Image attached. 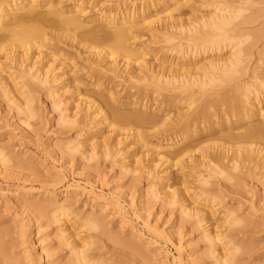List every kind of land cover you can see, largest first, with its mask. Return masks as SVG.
<instances>
[{"label":"rangeland","instance_id":"rangeland-1","mask_svg":"<svg viewBox=\"0 0 264 264\" xmlns=\"http://www.w3.org/2000/svg\"><path fill=\"white\" fill-rule=\"evenodd\" d=\"M57 1L71 10L73 0ZM85 1V23L102 12L134 16L128 58L90 55L96 48L87 40L91 24L68 34L48 31L62 39L66 53L43 61L64 73L62 81L80 68L86 94L66 87L51 96L48 86L25 75L26 65L6 58L8 46L0 52V78L9 79L7 88L0 82V264H77L79 251L85 264H216L210 252L227 264H264V158L233 159L241 148L264 151V140H240L264 106L234 130L221 125L227 106L210 103V86L191 87L190 96L172 85L137 94L152 72L189 78L238 50L242 67L216 89L248 83L257 67L264 68V0L248 1L241 13L232 10V39L225 42L214 41L209 28L214 0H166L151 7L156 0ZM98 50L101 58L109 52L101 45L93 52ZM109 93L116 110L99 111L91 97ZM132 100L154 111L150 124L119 120L133 112L125 104ZM181 122L190 130L178 137L172 130ZM206 232L220 237L217 246L211 247Z\"/></svg>","mask_w":264,"mask_h":264},{"label":"bare ground","instance_id":"bare-ground-1","mask_svg":"<svg viewBox=\"0 0 264 264\" xmlns=\"http://www.w3.org/2000/svg\"><path fill=\"white\" fill-rule=\"evenodd\" d=\"M42 1L43 2H41V0H0V52L3 51V47L8 46L9 51L6 58H9L19 66L26 65L27 69L23 70L25 75H29L32 80H35L37 82L36 86H48L47 88L51 96L58 94L61 89L66 87L75 88L80 95L86 94L87 92L85 91V78L79 75V72H81L80 68L75 69L73 71V75L67 81H62L60 77L64 73H57L58 68H54L53 65H49V61H43V58H46L49 55L55 56V54H60L63 56L64 53H66L65 51L62 52L63 50L60 46L62 39L60 37L49 36L48 31L53 29H61L64 31L63 33L68 34L69 32H77L78 30L80 31L84 29V24H91L92 39L87 40L90 44H94L92 46H96V48L93 50L96 51L97 45H101L103 47H107L109 52H106L102 58L101 56H103V50H98L97 52H93V50H91L89 51L90 55L92 54L97 56L101 60L105 58L111 59L113 55L118 53L125 56V58L133 55V51L130 50L129 53L126 51V43L132 37L131 31L134 26L131 25V23L134 21V16L121 15L119 17L112 12H109L108 14L102 12L98 17L90 18L85 23L83 20V16H85L87 11V9L83 8V4L86 2L85 0H73L70 11H63V8H60L59 6L60 2L57 0ZM165 1L166 0H156L154 2H148L149 4L147 6L149 7L150 5L151 7L155 5H163L166 3ZM248 1L250 0L213 1L214 3L211 5L215 6L216 13L210 19L209 28L210 31L216 35H214V41L217 39L216 42L218 40L225 42L232 39L231 35L228 33L230 32L229 30L232 25V21L235 19V16H233L234 12L232 10L236 9L235 11H242L241 6L248 3ZM25 4L27 5V8H22ZM219 6L221 7L218 8ZM43 8L46 9L43 11L40 10ZM235 15L237 17V14ZM117 24H120L121 26L117 27ZM51 41H54V43L50 46L48 44ZM99 41L103 42L99 43ZM43 46L46 48L45 51L41 50ZM242 51L238 50L235 56L231 55V57L227 60L216 61L207 65L203 69L202 73L197 72L195 74H190L189 78H187L183 73L177 71H174L173 73L171 72L169 75L152 72L150 77L151 82L144 87L141 86L137 90V94L140 96H146V93H148L150 90L159 92L162 89H166V85H172V88L177 89V91H184L187 93L186 95L190 96L191 93L189 92V88L198 87L200 90H203V88L210 86L212 87L211 91H209L210 94H208L209 92L207 93L208 97L210 98L209 101H211L210 103L212 104L213 102V104L216 103L220 105L222 104L221 106H227V111L222 114V121L220 120L221 125H228V128L236 130L238 127L248 124L254 117L256 110L261 113L262 109L260 106H264V93L261 95L259 94L258 90L260 88L264 89V68L257 67L252 73L251 80L246 84H238L237 86H231L230 88H226L225 85V88H222L221 90L216 89L219 84L222 86L223 84H226L232 80L235 75H237V69L239 70L241 64L243 65ZM131 53L132 55H129ZM52 62L54 63L55 60ZM63 62H65L64 58L60 60V63ZM107 63H109V61H107ZM36 64H38V67H35ZM31 71H33V73H31ZM109 71L115 72L112 68H110ZM16 78H19V75ZM144 79L145 78L138 77V81ZM8 80L9 79L6 78H0V82L5 85L6 88L8 87ZM165 86L166 88H164ZM220 86L218 88H220ZM97 89H101V87L98 86ZM108 96L109 97L105 98L103 94H97L96 96L91 97V102L93 104L95 103L94 105H98L99 111H102V109L105 107L109 108V106L114 107V110H116L115 106L118 104V102L111 101L112 93H109ZM56 101H58V103L56 102L57 104L62 102L60 99ZM251 101H253V103L250 105V108L246 107L247 109H245L244 107L247 105V102ZM206 103H208V101H206ZM122 104H124V102L120 103V105ZM125 104L130 105L133 112L129 114H120L122 115L121 117L118 115L120 117L119 120L121 119L122 122L145 125L150 124V122L153 120L151 117L154 116V111H151V109L146 107L143 108L144 102L142 100H140V102L132 100L129 101V103L126 101ZM207 105L204 106L208 109V106L211 105ZM240 105H243L242 108ZM204 106L203 108L205 109ZM204 109L203 111H205ZM197 115L201 117L204 115V113H202V115H199L198 113ZM220 115L221 114L219 113V116ZM201 118L203 122L209 120H204L203 116ZM184 123L185 122H181L176 124L174 128L172 127L174 129H171L173 135L175 134V136L182 137L180 133H183L187 125H190V123H187V125H184ZM188 128L189 127H187V129ZM204 129L205 128L203 127L202 130ZM189 130L190 129H188V131ZM246 130V135L243 134L242 137L244 135L245 136L240 139L242 140V143H246L245 141H248L251 138L264 140V115H261L259 121L253 126L250 125V127H248ZM191 132L194 135L193 131ZM139 137H136L137 140H139ZM178 142L179 141L175 142V144ZM241 149L242 151L240 150L239 152H236V155L233 157L234 161L238 162V160H240V162L253 163L256 160H261L264 158V151L262 152V150H258L259 152H256L252 149ZM0 154L2 155L1 152ZM256 165H258V163ZM172 196H170V199H174ZM66 205L63 203L61 206L63 210L65 209ZM186 209L187 208H184V211ZM197 215L199 216L200 213H197ZM59 220H61V218H59ZM199 220L201 221V219ZM92 224L94 226L95 223ZM205 235V237L210 242L211 247L217 246V244L220 242V237L212 236L210 232H206ZM77 253H79L78 259L76 258V260H78L77 264H85V257L81 255L83 252L80 253L79 251ZM210 253L213 255V257H215L216 264H227V260H224L223 257L219 259L218 256L216 257L214 255V252Z\"/></svg>","mask_w":264,"mask_h":264}]
</instances>
